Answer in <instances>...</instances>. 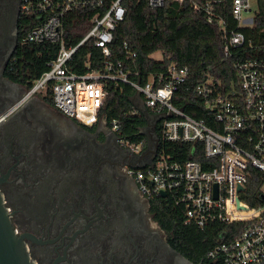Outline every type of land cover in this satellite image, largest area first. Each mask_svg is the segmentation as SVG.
Here are the masks:
<instances>
[{"label":"built area","instance_id":"obj_1","mask_svg":"<svg viewBox=\"0 0 264 264\" xmlns=\"http://www.w3.org/2000/svg\"><path fill=\"white\" fill-rule=\"evenodd\" d=\"M147 2L160 7L166 0ZM200 7L195 4L196 9ZM251 8V0H233V16L240 26L241 21H250L242 17ZM20 9L28 19L22 43L48 42L58 49L49 69L11 110L25 99L51 92L53 105L64 115L93 126L106 118L102 107L107 85H132L160 122L164 144L160 149L158 145L149 163L131 170L142 194L168 203L181 216L183 225L205 229L214 223L240 224L234 235H221L222 240L208 251L203 264H257L264 260V59L246 58L235 63L237 87L225 90L212 76L200 82L195 89L197 104L210 116L196 118L174 102L179 87L189 79L187 66L172 62L165 72L151 75L145 83L131 80L120 62L110 60L101 68L92 67L87 60L86 71L73 70L77 51L89 41L103 57L111 56L114 30L126 14L122 0H21ZM81 10L91 11L93 26L79 42L68 43L67 21L71 13ZM208 12L212 14L211 7ZM218 23L226 40V56L247 43L243 32L228 31L223 19ZM112 125L120 131L116 121ZM126 141L136 152L144 148L142 141ZM186 143L196 144L194 153L201 146L202 158L185 159L168 146Z\"/></svg>","mask_w":264,"mask_h":264},{"label":"flooded vegetation","instance_id":"obj_2","mask_svg":"<svg viewBox=\"0 0 264 264\" xmlns=\"http://www.w3.org/2000/svg\"><path fill=\"white\" fill-rule=\"evenodd\" d=\"M20 6L0 0V190L34 263L203 264L173 246L172 230L131 172L154 158L150 110L141 111L140 152L107 118L82 125L39 95L11 110L28 89L11 74Z\"/></svg>","mask_w":264,"mask_h":264},{"label":"trees","instance_id":"obj_3","mask_svg":"<svg viewBox=\"0 0 264 264\" xmlns=\"http://www.w3.org/2000/svg\"><path fill=\"white\" fill-rule=\"evenodd\" d=\"M112 1L105 0L107 3ZM256 1L258 7L253 25L245 27L240 26L233 16V0H166L160 7H151L147 0H122L126 14L114 30L111 56L103 57L99 48L89 41L77 51L73 70L86 71L87 60H91L92 67L98 68L104 66L105 60H110L120 62L131 80L145 83L151 75L165 72L172 62L187 66L189 79L179 87L174 102L192 116L208 119L209 111L197 104L196 86L212 76L221 82L225 90L233 85L237 87L235 63L246 58L264 59V0ZM195 4L200 5V9H196ZM209 7L212 14L208 12ZM89 15V10L71 13L66 28L68 43L79 42L93 26ZM220 19L224 20L228 31H241L247 40L244 45L233 48L229 56L224 52L226 40L218 23ZM27 30L28 19L22 15L15 53L17 61L11 66V74L30 88L49 69L48 63L55 58L58 47L48 42L22 43ZM157 51L162 52L161 59L152 56ZM136 95V89L130 84L110 82L102 112L110 123L117 122L126 139L142 141L145 146L146 138L141 128L147 125V119L135 103ZM43 98L53 104L51 92ZM134 110L139 112L132 113ZM160 126L158 122L159 149L164 145ZM168 146L171 151L181 152L185 159H201L203 155L201 146L194 153V143ZM151 203L158 210L161 223L172 230L173 246L195 263H203L208 251L222 240L224 232L230 236L240 229L239 223H214L205 229L183 225L181 216L168 203L155 199Z\"/></svg>","mask_w":264,"mask_h":264},{"label":"water","instance_id":"obj_4","mask_svg":"<svg viewBox=\"0 0 264 264\" xmlns=\"http://www.w3.org/2000/svg\"><path fill=\"white\" fill-rule=\"evenodd\" d=\"M137 107L145 113L148 108L144 104L140 94L135 97ZM74 120V119H73ZM159 145V137H156V150ZM155 155V154H154ZM1 182V179H0ZM165 195V192L163 193ZM0 264H35L32 260L23 236L14 228L10 213L5 204L4 196L0 190Z\"/></svg>","mask_w":264,"mask_h":264},{"label":"rangeland","instance_id":"obj_5","mask_svg":"<svg viewBox=\"0 0 264 264\" xmlns=\"http://www.w3.org/2000/svg\"><path fill=\"white\" fill-rule=\"evenodd\" d=\"M251 5H252V8L250 11L248 12H244L243 14V19L245 18H249L250 21L249 22H242L241 21V25L242 26H245V27H250L253 25V20H254V16H255V12L257 10V1L256 0H251ZM154 58L156 59H161L162 58V52L161 51H157L155 52L153 55H152Z\"/></svg>","mask_w":264,"mask_h":264},{"label":"crops","instance_id":"obj_6","mask_svg":"<svg viewBox=\"0 0 264 264\" xmlns=\"http://www.w3.org/2000/svg\"><path fill=\"white\" fill-rule=\"evenodd\" d=\"M60 111V110H59ZM61 112V111H60Z\"/></svg>","mask_w":264,"mask_h":264}]
</instances>
